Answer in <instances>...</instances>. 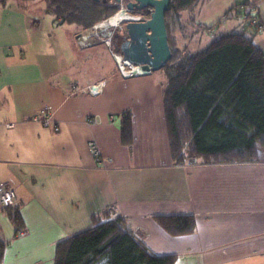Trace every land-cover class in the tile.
Segmentation results:
<instances>
[{"label":"crops","instance_id":"1","mask_svg":"<svg viewBox=\"0 0 264 264\" xmlns=\"http://www.w3.org/2000/svg\"><path fill=\"white\" fill-rule=\"evenodd\" d=\"M209 1L212 19L201 17L203 22L212 25L247 3L264 23V0ZM6 5L0 8V182L15 193L14 209L28 235L15 237L7 212L0 210L7 243L2 264H53L58 242L90 228L93 220L118 217L128 231L147 235L141 243L149 253L175 256L174 264H264V153L246 162L197 158L195 166L175 164L162 103L164 72L123 79L103 40L89 38L83 45L88 32L80 29L77 49L69 40L40 52L38 24L20 5ZM188 16L182 15L173 40L181 50L186 48L178 34L193 39ZM239 26L243 31L236 17L216 33H235ZM252 31L264 55V29ZM99 47L110 64L90 72ZM99 82L104 87L98 96L72 94L71 86L77 91ZM126 112L131 145L121 142ZM180 215L194 217L193 233L169 236L154 219Z\"/></svg>","mask_w":264,"mask_h":264},{"label":"trees","instance_id":"2","mask_svg":"<svg viewBox=\"0 0 264 264\" xmlns=\"http://www.w3.org/2000/svg\"><path fill=\"white\" fill-rule=\"evenodd\" d=\"M9 0H0V8ZM29 2L33 0H17ZM46 14L58 25H75L90 31L118 12L111 0H44ZM204 0H171L165 24L171 60L161 69L169 152L175 164L197 158L202 163L246 162L264 153V55L253 41L255 31L245 25L241 32L223 34L201 51L175 48L183 14H192ZM242 5L234 8H240ZM251 14V11L250 13ZM149 13H147V16ZM191 15L189 22H193ZM257 30L264 23L257 22ZM254 27V26H253ZM131 114H122L121 142L132 143ZM15 207V206H14ZM8 208L15 228L23 227L18 209ZM169 236L193 233L191 215L155 216ZM7 243L0 231V264ZM175 256L148 252L121 218L93 220L92 226L58 242L53 264H174Z\"/></svg>","mask_w":264,"mask_h":264},{"label":"rangeland","instance_id":"3","mask_svg":"<svg viewBox=\"0 0 264 264\" xmlns=\"http://www.w3.org/2000/svg\"><path fill=\"white\" fill-rule=\"evenodd\" d=\"M212 2V1H211ZM211 2L209 0H204L194 11V13L189 14L188 17L191 15L194 16V20L192 23H189V28H190V35L193 36V39H187L184 37V35L178 34V44L184 45L186 48V52H198L201 51L208 45L207 43H210L213 39L216 37H219L221 34H217L218 28H225L223 27L225 22L227 20H234L236 17L233 16V14H229L227 19H224L225 14H221L218 18V20H214L211 24H208L207 22H203L201 17L209 18L211 17L212 19V14L210 13V5ZM18 4L21 7H23V11L26 12L28 20L33 23H37L39 31H36V34L34 35L36 37V40H41V46L39 51L46 53L47 51H54L56 48H61L62 43L66 46L67 42L69 40H72V43H74V47L77 49L75 43L77 41L76 36L79 34V28L76 27L75 25H58L57 22H55L54 18L52 16H49L44 13V9L46 7V3L44 0H33L29 2H22V1H17V0H9L7 2L6 6H11L15 7ZM130 14V13H129ZM194 14V15H193ZM210 14V16H209ZM132 17L133 15L130 14ZM101 23V22H100ZM210 25L212 26L210 29ZM114 28V27H113ZM241 28L239 26V29L237 30L238 32H241ZM110 30L114 29H104L102 32L98 33L97 36L92 37L97 40V38L100 39H106L105 37H102L103 35H106ZM93 30H90L91 32ZM116 31V30H115ZM120 33L124 34V29L122 27L121 30H118ZM236 31V32H237ZM88 32V31H87ZM98 32V31H97ZM221 33V32H220ZM222 33H230L229 30H225ZM233 33V32H232ZM183 42V43H182ZM114 42L113 39L111 38V46L113 47ZM102 49H95L93 52V56L91 57V70L90 72L94 71V68H99V66L102 64V67L106 68L110 64V59L107 53L105 52V48L99 47ZM182 49V48H180ZM65 54L66 60L69 61L72 58V53L68 52L67 49L64 50L63 52ZM71 61V60H70ZM115 70V69H114ZM116 71V70H115ZM156 74L158 73H163V71L159 70L155 72ZM164 74V73H163Z\"/></svg>","mask_w":264,"mask_h":264},{"label":"water","instance_id":"4","mask_svg":"<svg viewBox=\"0 0 264 264\" xmlns=\"http://www.w3.org/2000/svg\"><path fill=\"white\" fill-rule=\"evenodd\" d=\"M99 1V0H92ZM105 2V0H102ZM120 3V0H115ZM127 3L126 12L134 9L143 10L151 8L152 13L148 19L132 16L130 19L120 21V29L110 30L105 38H112L114 32L118 37L122 34L118 30L124 29L123 42L113 45V51L123 60L136 67L143 75L161 70L170 60L171 51L168 45V36L165 24V14L169 10L171 0H131ZM124 11L119 9V11ZM107 25H105L106 27Z\"/></svg>","mask_w":264,"mask_h":264},{"label":"built area","instance_id":"5","mask_svg":"<svg viewBox=\"0 0 264 264\" xmlns=\"http://www.w3.org/2000/svg\"><path fill=\"white\" fill-rule=\"evenodd\" d=\"M249 13L250 12H249L248 6H241L240 8H236L235 12H228L227 15L225 14L223 18L227 19L229 14H233V16L238 17L243 21V26L247 24L252 27L253 26L256 27L255 24L258 22V20L256 17H254L253 15ZM109 20L110 18L93 26L92 28L93 31L91 32L88 31L87 35L82 37L81 43L83 45H86L87 39L97 36L98 33L102 32V30L104 29H114V31L116 29H120V23L117 26H108ZM105 25L107 26L105 27ZM103 43L109 48V52L114 58L117 71L123 79H128L130 77L143 75L142 72L136 70L135 66L123 60L120 55L116 54L113 51V47L111 46V38L106 37V39H103ZM103 87H104V82H99V83L92 84L90 86H87L77 91H76V86H71V91H72V94L81 93V94H86V95L95 97L101 93ZM50 119H51V114L46 116V118L43 120V123L45 125L49 124ZM34 120L36 121V119ZM92 151L96 157L99 155L96 147L93 146ZM186 165L195 166L197 165V162L194 159H190L186 162ZM16 203H17V198H16L15 193L10 188H8L7 186H5L4 184L0 182V210L12 208L16 205ZM16 235L17 237H25L28 235V231L24 227H22L18 229V232L16 233ZM134 236L139 242H142L147 237V235L141 231L135 232Z\"/></svg>","mask_w":264,"mask_h":264},{"label":"flooded vegetation","instance_id":"6","mask_svg":"<svg viewBox=\"0 0 264 264\" xmlns=\"http://www.w3.org/2000/svg\"><path fill=\"white\" fill-rule=\"evenodd\" d=\"M111 1H112L111 4L113 6L118 7V10L119 9L124 10L126 8L127 3L132 2L131 0H120V3L116 2L115 0H111ZM147 13H149L148 16H147ZM151 13H152L151 8H146L143 10L134 9L132 12H130L131 15L139 17L140 19H148ZM123 36H125V34H122V37H118L117 33L114 32L113 37H112L114 45H119L121 42H123V40L125 39L123 38Z\"/></svg>","mask_w":264,"mask_h":264},{"label":"bare ground","instance_id":"7","mask_svg":"<svg viewBox=\"0 0 264 264\" xmlns=\"http://www.w3.org/2000/svg\"><path fill=\"white\" fill-rule=\"evenodd\" d=\"M130 18H131L130 14L125 10L121 12H117L114 16L110 17L108 26H117L119 23H121L120 21Z\"/></svg>","mask_w":264,"mask_h":264}]
</instances>
